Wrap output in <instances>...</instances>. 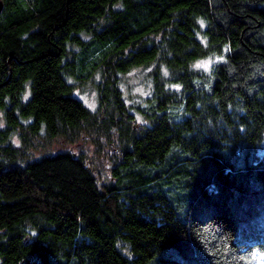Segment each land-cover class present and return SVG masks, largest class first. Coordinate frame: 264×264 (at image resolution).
I'll use <instances>...</instances> for the list:
<instances>
[{
    "label": "trees",
    "instance_id": "obj_1",
    "mask_svg": "<svg viewBox=\"0 0 264 264\" xmlns=\"http://www.w3.org/2000/svg\"><path fill=\"white\" fill-rule=\"evenodd\" d=\"M0 1V264H264V0Z\"/></svg>",
    "mask_w": 264,
    "mask_h": 264
},
{
    "label": "rangeland",
    "instance_id": "obj_2",
    "mask_svg": "<svg viewBox=\"0 0 264 264\" xmlns=\"http://www.w3.org/2000/svg\"><path fill=\"white\" fill-rule=\"evenodd\" d=\"M217 59L218 58L216 57L202 59L196 62V65L198 67L208 68L209 65ZM147 74V68H136L131 70L128 75L125 76L123 91L127 98V102H133L141 96L148 94L150 81L147 78ZM74 92L90 109H94L96 107V92L95 90L90 89L88 85H86L83 90L77 87ZM3 124V112L0 110V125ZM12 141L13 143H18L19 138L14 135L12 136ZM58 141L59 143H57V141H53L51 143L53 149L66 148L76 152L77 154L83 152L86 157L93 162V164H96V168L94 167L95 172L96 170L101 171L103 175L105 174L106 176H108V168L111 164V146L104 139H101L100 143L95 144V140L91 139L90 137L79 135L71 138L70 140L68 139L66 142H60L65 141L64 139H60Z\"/></svg>",
    "mask_w": 264,
    "mask_h": 264
},
{
    "label": "water",
    "instance_id": "obj_3",
    "mask_svg": "<svg viewBox=\"0 0 264 264\" xmlns=\"http://www.w3.org/2000/svg\"><path fill=\"white\" fill-rule=\"evenodd\" d=\"M1 8H2V2L0 1V11H1Z\"/></svg>",
    "mask_w": 264,
    "mask_h": 264
},
{
    "label": "clouds",
    "instance_id": "obj_4",
    "mask_svg": "<svg viewBox=\"0 0 264 264\" xmlns=\"http://www.w3.org/2000/svg\"><path fill=\"white\" fill-rule=\"evenodd\" d=\"M259 253H257V255H258ZM251 264H255V261L253 260L252 262H251Z\"/></svg>",
    "mask_w": 264,
    "mask_h": 264
}]
</instances>
